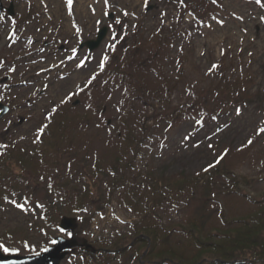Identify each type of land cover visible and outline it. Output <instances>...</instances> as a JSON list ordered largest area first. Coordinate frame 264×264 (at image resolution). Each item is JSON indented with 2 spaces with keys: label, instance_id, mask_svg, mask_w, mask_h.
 I'll list each match as a JSON object with an SVG mask.
<instances>
[{
  "label": "rangeland",
  "instance_id": "374dc122",
  "mask_svg": "<svg viewBox=\"0 0 264 264\" xmlns=\"http://www.w3.org/2000/svg\"><path fill=\"white\" fill-rule=\"evenodd\" d=\"M0 2V101L10 106L0 117V153L7 148L30 168L0 170L1 252L36 254L56 236L109 248L148 222L186 247L179 228L195 218L214 235L256 220L264 206V0ZM102 26L97 48L79 47ZM128 132L141 139L134 149ZM214 167L225 172L208 179ZM179 174L181 186L161 183ZM64 216L75 219L73 230L60 227ZM68 252L60 264H95Z\"/></svg>",
  "mask_w": 264,
  "mask_h": 264
},
{
  "label": "trees",
  "instance_id": "16d2710c",
  "mask_svg": "<svg viewBox=\"0 0 264 264\" xmlns=\"http://www.w3.org/2000/svg\"><path fill=\"white\" fill-rule=\"evenodd\" d=\"M137 47L135 46V49ZM237 83H235V86H237ZM229 95L228 100L234 101L236 97L231 94ZM237 98L240 100L239 97ZM49 126L45 127L46 131H48ZM133 138L134 136L130 132L125 136L126 145L131 149H134V145H137L141 140H134ZM44 139V137L41 138L42 141ZM49 148L51 147L39 150L40 155H43V152H48ZM10 154L11 151L7 148H4V151L0 153V166H3L0 170L13 172L12 167L14 163L18 165L16 175H20L22 172L30 169L29 166H25V164H29L27 159L22 161L20 156L19 158L17 156L12 158L9 156ZM118 160L120 158L116 157L115 162L117 163ZM130 160L128 159V161ZM112 168L115 169V165H112ZM224 172V170L214 167L206 171V174L208 179H211L213 178V173L217 175ZM124 179L125 174L122 171V174L113 180L110 185L113 187L115 185L113 183ZM185 179L183 175L179 174L173 178L161 179V183L181 186L185 182ZM112 187L108 195H110ZM88 192L89 188L85 185L78 198L81 196L86 198ZM102 206L103 204L101 206L97 205L98 208ZM261 214L264 215V206L254 214L255 221L242 218L235 226L222 229L216 228L215 231L217 232L215 235L212 228L207 229L204 233L201 228V221L195 218L191 222H188L184 228H179L189 236L186 247H183L182 244L180 246L173 244L170 241L167 228H157L156 225L148 222L149 215H144L148 223L143 224L139 228H134L130 241L127 240L126 235H120L109 248L97 246L92 250L91 246L87 247V249L83 245H78L70 251L75 253L80 252L82 256L88 254L95 264H107V261L110 259H116L120 261V264H264V216L260 217ZM85 229L76 228L75 230L77 234H80ZM76 238L79 242H82L79 236ZM85 250L89 251L86 252ZM100 252H106L109 255L105 260H101L98 255Z\"/></svg>",
  "mask_w": 264,
  "mask_h": 264
},
{
  "label": "water",
  "instance_id": "95a60500",
  "mask_svg": "<svg viewBox=\"0 0 264 264\" xmlns=\"http://www.w3.org/2000/svg\"><path fill=\"white\" fill-rule=\"evenodd\" d=\"M2 4L0 2V13L2 10ZM8 13L13 14V8H8ZM107 33V27H100L96 36L93 39H87L79 44V47L86 46L88 51H91L99 46ZM9 111V106L0 101V117ZM60 227L64 230H73L75 227V219L73 217L64 216L61 218ZM54 242L47 246L43 251L36 254H5L0 251V264H60V261L66 256L68 251L77 246L85 245L91 246L83 241L81 244L75 237H63L56 236Z\"/></svg>",
  "mask_w": 264,
  "mask_h": 264
},
{
  "label": "snow or ice",
  "instance_id": "6c2138e0",
  "mask_svg": "<svg viewBox=\"0 0 264 264\" xmlns=\"http://www.w3.org/2000/svg\"><path fill=\"white\" fill-rule=\"evenodd\" d=\"M215 67V66H214ZM42 131V130H41ZM259 133H264V129H258V134ZM252 141L250 140L249 143H251ZM54 242V241H53Z\"/></svg>",
  "mask_w": 264,
  "mask_h": 264
},
{
  "label": "bare ground",
  "instance_id": "6f19581e",
  "mask_svg": "<svg viewBox=\"0 0 264 264\" xmlns=\"http://www.w3.org/2000/svg\"><path fill=\"white\" fill-rule=\"evenodd\" d=\"M79 9L81 8V7H78Z\"/></svg>",
  "mask_w": 264,
  "mask_h": 264
}]
</instances>
